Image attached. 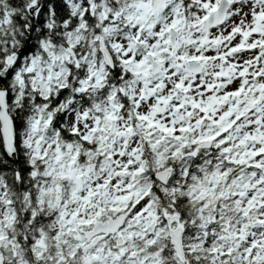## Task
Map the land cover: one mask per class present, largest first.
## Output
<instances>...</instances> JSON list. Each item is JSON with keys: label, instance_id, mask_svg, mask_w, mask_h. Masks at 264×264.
Segmentation results:
<instances>
[{"label": "snow or ice", "instance_id": "6c2138e0", "mask_svg": "<svg viewBox=\"0 0 264 264\" xmlns=\"http://www.w3.org/2000/svg\"><path fill=\"white\" fill-rule=\"evenodd\" d=\"M0 264H264V0H0Z\"/></svg>", "mask_w": 264, "mask_h": 264}]
</instances>
